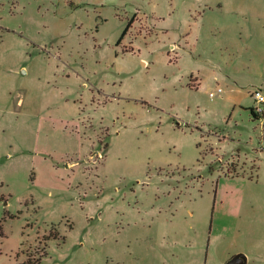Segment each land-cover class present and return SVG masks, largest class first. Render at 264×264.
Masks as SVG:
<instances>
[{"label":"rangeland","instance_id":"374dc122","mask_svg":"<svg viewBox=\"0 0 264 264\" xmlns=\"http://www.w3.org/2000/svg\"><path fill=\"white\" fill-rule=\"evenodd\" d=\"M254 90L264 0H0V264H264Z\"/></svg>","mask_w":264,"mask_h":264},{"label":"trees","instance_id":"16d2710c","mask_svg":"<svg viewBox=\"0 0 264 264\" xmlns=\"http://www.w3.org/2000/svg\"><path fill=\"white\" fill-rule=\"evenodd\" d=\"M132 20L128 21V23L126 24L125 29L123 30L117 45L120 44V42L122 41V39L124 38V36L127 34L128 30L131 28L132 26ZM191 87H197V83L195 85H192ZM250 114L253 117V119L257 120L260 119V116L256 113L254 108H249ZM258 168V166L256 167V169ZM10 213H7V217L11 218ZM14 218V217H12ZM4 237V233H3V225H2V220H0V238ZM48 240V238L44 239L45 244H43V248L40 252H38L36 257H31V256H27L26 260L19 263V264H41V259L46 256V252H45V248H46V241Z\"/></svg>","mask_w":264,"mask_h":264},{"label":"built area","instance_id":"2783aa9c","mask_svg":"<svg viewBox=\"0 0 264 264\" xmlns=\"http://www.w3.org/2000/svg\"><path fill=\"white\" fill-rule=\"evenodd\" d=\"M220 92H221V90L217 89L216 92L210 93V95H215V94L220 93ZM251 95L254 98L257 105L260 106V105L264 104V95L260 90H254ZM255 111H256V113L257 112L261 113L262 109L259 107V108L255 109Z\"/></svg>","mask_w":264,"mask_h":264},{"label":"water","instance_id":"95a60500","mask_svg":"<svg viewBox=\"0 0 264 264\" xmlns=\"http://www.w3.org/2000/svg\"><path fill=\"white\" fill-rule=\"evenodd\" d=\"M247 258L244 254L238 253L234 255L229 261L228 264H246Z\"/></svg>","mask_w":264,"mask_h":264}]
</instances>
